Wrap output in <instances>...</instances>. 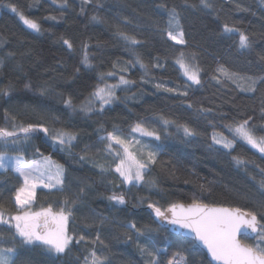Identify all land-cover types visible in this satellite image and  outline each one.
<instances>
[{"label": "trees", "instance_id": "trees-1", "mask_svg": "<svg viewBox=\"0 0 264 264\" xmlns=\"http://www.w3.org/2000/svg\"><path fill=\"white\" fill-rule=\"evenodd\" d=\"M61 2L0 0V127L11 128V120L5 118L7 110L9 117H16L17 124L43 123L50 130L63 129L77 134L71 155L61 151L59 145H53L43 133L32 134L25 145L26 161L38 158L35 150L39 148L44 156L64 165L66 170L63 192L37 188L32 205L35 210L49 205L58 210L65 198L78 193L80 188L85 190L69 220L68 231L77 237L85 235L88 243H74L71 252L56 264L65 261L83 264V257L93 248L91 241L97 234L107 248L100 244L95 247L98 254L108 257L109 264H146L138 244H143L148 236L158 248L167 247L170 240L175 241L162 256L166 264L171 254L182 246L183 237L160 226L148 209L149 203L166 208L171 203H190L195 198L209 204L256 208L254 202L264 198L259 188L264 154L239 139L234 149H225L222 145L209 148V145L213 143L214 133H223L231 139L225 125H235L249 117L253 118L250 124L254 133L264 132L260 114L264 86H258L253 94L241 92L231 82L217 84L212 79L218 64L241 74H264V61L260 59L264 56V3L261 0H212L214 10H211L203 8L200 0H91L87 4L82 0H67L65 7L60 6ZM9 5H16L24 17L39 24L40 31L24 24ZM172 8L180 13L187 45L161 39L156 30L166 26L168 11ZM94 15L103 22L93 21ZM225 24L248 35L251 48L241 49L239 33H225ZM117 25L141 43L127 45L116 34ZM61 37L69 39L73 49L69 50ZM84 44L88 45L91 68L81 64ZM130 47H134L135 54L129 51ZM181 52L186 56L195 53V62L202 69L200 85L186 79L176 63ZM136 54L148 66L147 74L135 63ZM157 57L162 66L154 68ZM129 61L133 63L128 64ZM122 67H127L128 71L120 72ZM76 68L80 69L79 73L75 72ZM109 72L120 73L134 83L118 90L119 99L105 105L102 112L80 111V104L102 82L99 77ZM29 82L33 85L31 90L24 87ZM45 82L50 86L49 91L41 95L37 89ZM156 83L181 92L187 90L188 96L157 89ZM4 90H9V95H3ZM69 95L75 110L63 103ZM189 103L193 105L191 108ZM200 108L212 111L200 114ZM161 117L174 123L165 126ZM140 121L160 135L159 140L144 136L146 140L140 141L157 152L156 163L145 177L154 180V186L123 184L122 178L114 172L101 174L96 166L104 152L99 138L114 128L128 133ZM185 124L197 135L186 137L182 129L178 130L179 125ZM139 147L136 145L134 150ZM81 155L86 159L81 161ZM234 156L244 163L237 165ZM109 166L112 163L104 167ZM20 183L13 171H0V200L12 214L15 207L10 199ZM200 185L211 186V194L202 192ZM237 193H247L250 199L242 200ZM113 194L124 195L126 204L109 201L108 197ZM104 218L106 222L99 225ZM93 220L96 225H92ZM133 222L145 229L144 236L137 238L134 232L121 226ZM0 232L6 238L12 235L8 225L0 224ZM243 240L248 244L253 242ZM25 258L30 259L31 264L51 262V257L42 249H21L20 259ZM189 258L195 259L196 264L208 261L205 252Z\"/></svg>", "mask_w": 264, "mask_h": 264}, {"label": "snow or ice", "instance_id": "snow-or-ice-1", "mask_svg": "<svg viewBox=\"0 0 264 264\" xmlns=\"http://www.w3.org/2000/svg\"><path fill=\"white\" fill-rule=\"evenodd\" d=\"M54 3L57 0H53ZM83 4L90 3L91 0H82ZM264 3V0H261ZM200 4L205 9L214 10L212 0H200ZM67 0H62L60 6L65 7ZM12 12L17 13L23 23L36 32L40 31V26L35 21L24 17L23 12L19 11L16 5H9ZM193 7H195L193 5ZM83 7L81 11H83ZM169 19L163 29L157 28L161 39L174 41L176 44L187 45L188 41L185 39L184 26L181 23L180 13L172 8L168 11ZM55 20L56 17H50ZM93 21H101L99 16H92ZM103 22V21H101ZM130 23V21H126ZM116 34L126 42L129 46H135L141 43L134 35H130L125 31L120 30L116 26ZM223 31L225 33H239V47L241 49H250L251 41L249 36L243 31L235 27L224 25ZM63 44L69 50L73 49L72 42L64 37H61ZM88 45L84 44V55L81 59V64L85 68L92 67V61L89 58L87 51ZM129 51L134 52V47H130ZM9 55H14L9 53ZM157 62L152 65L154 68H159L162 65ZM264 61V56L260 57ZM195 53L185 55L181 52L176 58V63L179 65L184 76L187 77L192 84L200 85V74L202 69L195 62ZM129 61L128 64H132ZM135 63H139L140 67L145 69L147 74L148 66L143 63L139 55L136 54ZM116 67V64L113 65ZM80 69L76 68L75 72L79 73ZM127 67L120 68V72H127ZM212 79L217 84H224V82H231L241 92L256 93L258 86H264V74L252 76L241 74L237 71H232L223 64H218L214 70ZM105 75L113 76L115 73L109 72L102 74L99 79L104 81L103 86L99 84L94 90L89 93L85 100L80 104L79 110L85 113L93 111L104 110L105 105L112 104L119 99L116 96V90L123 86H129L134 83L126 79L124 75L119 76V81L116 84H108L105 81ZM147 82V81H145ZM26 89L31 90L33 85L29 82L24 85ZM49 85L45 82L37 90L41 95L49 91ZM157 89H163L166 92L178 93L181 96L187 97L188 91H179L178 88L166 87L164 83H156ZM3 95H9V90H4ZM63 103L73 110L76 106L73 104L71 95L63 100ZM97 104L99 105L97 109ZM192 103L188 104L191 108ZM211 109H198L200 114L211 112ZM261 119L264 120V99L261 100L260 109ZM5 118L11 120V128L0 127V171L11 170L17 174L18 179L22 181L19 187L14 189L11 196L10 203L15 207V214L9 210L7 205L0 200V224L8 225L9 231L12 232L10 238H6L3 232H0V264H31L30 259H20L21 249H42L51 257L50 264H56L57 260L66 257L72 249V245L81 243H88L85 235L75 234L70 235L68 231V223L73 213L76 210L78 202L81 201L85 194L84 188H80L79 192L69 198H65L58 210L49 205L48 207H41L39 210L33 211L32 205L36 199V190L38 186H43L46 189H57L61 192L65 190V167L62 164L56 163L49 156H44L40 149L35 150L38 154V159L25 160L26 148L25 145L31 139L32 134L43 133L49 138L53 145H59L61 151H68L71 155V148L73 142L77 140V134L68 130H50L43 123H27L17 124L16 117L11 116L5 111ZM252 117L243 120L235 125L227 124L225 127L231 134V139L224 136L223 133L212 136L213 143L209 145L212 148L214 145H222L225 149H234L236 141L242 140L252 148L257 149L264 154V136L257 137L254 135L253 126L250 124ZM162 123L168 126L173 121L161 117ZM182 129L186 137H194L197 132L188 125H179L178 130ZM131 133H139L142 136L155 137L160 139V135L155 130H149L143 121L135 123L131 127ZM124 136L118 128L107 132L105 136H101L100 142L103 144V151L113 157L115 167L109 166L105 168L103 165H96L100 168L101 174L105 172H114L118 174L123 184H149L154 186V180H146L145 177L151 167L156 163L157 152L147 144H141L135 136ZM22 134V135H21ZM136 145H140L138 149L133 151ZM88 146H86L87 149ZM86 156L81 155L80 160L83 161ZM237 165L244 163L239 157H233ZM262 179L259 182L260 195L264 197V168L260 169ZM202 192L211 194V186L200 185ZM242 200L248 201L250 196L247 193H237ZM108 200L114 202L116 205H125L126 200L124 195H111ZM143 203V201H140ZM256 208L249 209L247 207H224L215 206L213 204L204 203L202 200L193 199L190 204L171 203L168 207L162 208L155 203H149L148 208L151 209L155 218L174 226L177 230H187L188 236L191 239L182 238L180 240L181 247H178L175 252L167 259L166 264H196V255H203L204 249L211 257L207 264H264V198L254 202ZM259 209V211L257 210ZM107 218L101 219L99 225H103ZM96 221H92V225H96ZM127 230L136 234L137 238L145 235V229L138 228L133 223L122 224ZM14 229V231H12ZM151 231V229H147ZM251 239V244L243 243L242 239ZM131 240L132 236H128ZM93 248L89 250L88 254L83 257V264H109L108 257L98 254L95 245H103L97 234L94 241H91ZM175 241L170 240L167 247L158 248L150 236H148L143 244H138L142 255L146 257V264H164L162 259L163 254L167 253L168 247L173 246ZM10 245V246H4ZM186 245V246H184ZM79 260V258H77ZM64 264H67L65 261Z\"/></svg>", "mask_w": 264, "mask_h": 264}, {"label": "rangeland", "instance_id": "rangeland-1", "mask_svg": "<svg viewBox=\"0 0 264 264\" xmlns=\"http://www.w3.org/2000/svg\"><path fill=\"white\" fill-rule=\"evenodd\" d=\"M183 73V72H182ZM121 74L120 73H115V75H113V76H105V81L108 83V84H116L118 81H119V76H120ZM184 75V74H183ZM185 78L187 79V77L185 76ZM103 83H104V81H102L101 83H100V86H103ZM122 87H126V86H123V85H121V87L120 88H118L117 90H116V93H117V91L118 90H120ZM116 101V100H115ZM124 136H129V134L131 133V131L130 132H128V133H124V132H121ZM254 135H256L257 137H260V136H264V132H263V134H256V133H254ZM131 136H135V138L137 139V140H139V141H141V140H146V138H144V136H142L141 134H139V133H131ZM149 142V141H148ZM251 146V145H250ZM255 150H257V149H255ZM133 151H135L134 149H133ZM258 151V150H257ZM259 152V151H258ZM101 156H100V158H99V162L97 163V164H99V165H103V166H106V165H108L109 163H112V168H114L115 167V163L113 162V157L111 156V155H109V154H107L106 152H103L102 154H100ZM39 158V157H38ZM38 158H36V159H38ZM52 159V158H51ZM53 160V159H52ZM53 161H55V160H53ZM56 162V161H55ZM56 163H58V162H56ZM60 164V163H59ZM112 175L113 176H115V174L114 173H112ZM117 176H118V174H116ZM39 187H43L42 185L41 186H38L37 188H39ZM40 209V208H39ZM39 209H36V210H39ZM32 210L33 211H36L35 209H34V207H32ZM14 230V229H13Z\"/></svg>", "mask_w": 264, "mask_h": 264}, {"label": "water", "instance_id": "water-1", "mask_svg": "<svg viewBox=\"0 0 264 264\" xmlns=\"http://www.w3.org/2000/svg\"><path fill=\"white\" fill-rule=\"evenodd\" d=\"M176 203H183V204L187 205V204H190L191 202H190V203L176 202ZM213 205H215V206H224V207H232V206L221 205V204H217V203H216V204H213ZM167 207H168V206H167ZM148 209H149V208H148ZM149 210H150V212H151V215H152L153 219H154V220H155L160 226H162V225H161V222L155 218V215H154L153 211H152L151 209H149ZM162 227H163V228L165 227V229H167V230L170 231L171 233H174V234H176V235H179V236H181V237H183V238H189V239H191V237L188 236L187 230H183V229H179V230H177L176 228H174V226L167 224V222H164V224H163ZM241 239H242V238H241ZM242 241H243V243H246L243 239H242ZM246 244H248V243H246ZM204 252H205V254H206L207 259L210 260L211 257L207 254V250H206V249H204ZM213 264H215V262H213Z\"/></svg>", "mask_w": 264, "mask_h": 264}]
</instances>
